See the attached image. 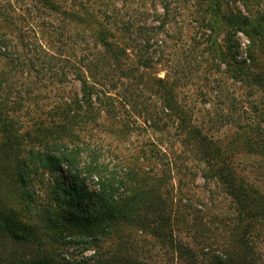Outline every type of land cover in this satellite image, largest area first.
<instances>
[{
	"label": "trees",
	"instance_id": "16d2710c",
	"mask_svg": "<svg viewBox=\"0 0 264 264\" xmlns=\"http://www.w3.org/2000/svg\"><path fill=\"white\" fill-rule=\"evenodd\" d=\"M44 1L50 11L57 12L55 0ZM217 1L208 0L207 26L213 33L224 24L228 35L240 31L248 37V61L233 56L237 67L231 70L237 74V80L264 90V67L256 70L254 54L257 45H262L264 51V16L256 19L237 5L221 7ZM105 11L109 20L116 18L109 14L108 3ZM119 28L126 33L133 30L130 22L123 20ZM232 42L237 48V41ZM96 46L75 45L66 47L63 55L60 53L63 58L60 73L54 76L53 72L54 82L50 84L61 91L62 100L49 110L46 124L41 122L33 129H25L13 115L3 112L0 161L5 158L6 163L12 156L15 171L7 176L5 163L0 167V173H4L0 178L5 181L4 185L0 183V237L13 245L23 243L30 251L14 254L1 248L0 264H89L85 259L72 261L62 257L57 252L59 245L73 242L97 245L107 238L114 243L115 254L111 262H102L130 264L126 252L147 233L166 238L179 253L191 257L190 264H199L191 247L174 241L171 229L176 215V198L172 196L176 184L171 178L180 173L186 175L184 171L190 169L180 161L182 150L160 138L139 139L135 147L131 142L115 143V136H131L134 131L143 133L147 127L152 129L151 135L164 131L169 135L170 128L182 132L185 139L182 138L181 144L195 150L193 159L204 179L215 177L229 196L233 221L230 230L242 256L216 255L213 257L216 264H258L252 236L253 230L264 224V189L248 182L239 170L242 162H236L233 153L239 148L248 156L264 159V128L259 123L237 124L233 139L216 140L204 129L187 123L188 111L178 101L176 81L158 76L151 81V87L156 89L163 107L159 111L142 107L137 118H151L148 122L142 120L146 128L136 125L135 118L131 120L126 112L129 103H145L140 98L143 69L138 68L132 75L130 71L121 72L120 87L106 82L104 77L113 78L106 73L100 78L103 69L99 64H103L106 54L104 57L92 54ZM80 49L88 64L77 62V55L72 57ZM42 51L50 60L59 54L53 48ZM166 118L171 125L161 123ZM102 262L99 259L95 264Z\"/></svg>",
	"mask_w": 264,
	"mask_h": 264
},
{
	"label": "rangeland",
	"instance_id": "374dc122",
	"mask_svg": "<svg viewBox=\"0 0 264 264\" xmlns=\"http://www.w3.org/2000/svg\"><path fill=\"white\" fill-rule=\"evenodd\" d=\"M55 2L57 12L50 11L52 9L47 8L44 0H0V120L6 111L25 129H33L41 122L46 124L49 110L62 100L61 91L50 84L53 72L54 76L60 73L63 63L60 53L63 55L66 47L69 49L75 45L83 48L97 45L92 54H101L102 57L106 54L103 64H99V68L103 69L99 76L103 78L106 73L113 78L104 77L106 82L120 87L123 80L121 72L130 71L132 75L138 68L144 71L140 98L145 99V103H129L126 112L131 120L135 118L136 125L139 123L146 128L142 120L148 122L151 118H137L142 107L148 106L149 110L154 111L163 107L162 99L151 87V81L158 76L176 81L178 101L188 111L187 123L204 129L216 140L229 142L233 139L238 131L237 124L259 123L264 128V90L250 82L237 80V74L232 72L237 67L232 57L240 60L242 42L250 41L240 31L228 35L224 24H220L219 29L212 33L207 26L209 15L205 12L208 0ZM106 3L111 7L109 14L116 15L115 19L105 17ZM217 3L221 7L237 5L245 14L256 19L264 16V0H218ZM122 20L130 22L131 32L126 33L119 28ZM214 39L217 44H214ZM234 39L238 43L237 48L232 42ZM63 44L67 46L63 48ZM42 48L55 49L58 57L50 60ZM82 52L80 49L72 53V57L77 55L76 61L88 64ZM263 52L262 45H257L254 51L257 71L264 67ZM35 70H40V73H35ZM164 122H168V119H163L161 123ZM167 124L171 125L169 122ZM150 132L152 129L147 127L143 133L134 131L131 136H115V143L125 145L131 142L135 147L139 139L160 138L182 150L179 153L180 161L184 166L189 165L190 169L184 171L186 175L180 173L171 178V182L176 184L172 195L176 198V215L171 223L174 241L191 247L199 264H216L213 257L224 253L242 256L230 230L233 223L230 198L215 177L205 180L202 170L196 168L198 164L193 159L195 150L190 145L181 144L185 135L175 128H170L169 135L165 131L153 135ZM188 141L192 142L190 138ZM233 154L236 162H242L239 170L245 174L248 182L264 189V159L257 155L248 156L239 148ZM4 159L0 161V167L4 165ZM12 161L13 157L10 156L6 161L8 165L5 163L7 176L15 171ZM3 181V177L0 178L2 185ZM253 232L256 262L264 264V224L258 225ZM100 244L73 242L59 245L57 252L72 261L85 259L89 264H95L100 259L101 262H111L115 254L114 243L107 238ZM1 248L14 254L30 251L27 245H13L3 236L0 237ZM130 248L131 251L126 252L130 264L191 263V257L179 253L169 240L157 238L151 233L144 234Z\"/></svg>",
	"mask_w": 264,
	"mask_h": 264
},
{
	"label": "built area",
	"instance_id": "2783aa9c",
	"mask_svg": "<svg viewBox=\"0 0 264 264\" xmlns=\"http://www.w3.org/2000/svg\"><path fill=\"white\" fill-rule=\"evenodd\" d=\"M246 43H247L246 41L242 42V46H241L242 52L240 53L239 57H240V59H242V57H244L243 59H247V61H248V56H247L248 53L246 50V47H247Z\"/></svg>",
	"mask_w": 264,
	"mask_h": 264
}]
</instances>
